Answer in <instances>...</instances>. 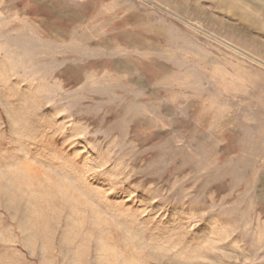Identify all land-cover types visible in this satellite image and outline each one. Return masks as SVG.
I'll list each match as a JSON object with an SVG mask.
<instances>
[{"label":"rangeland","instance_id":"obj_1","mask_svg":"<svg viewBox=\"0 0 264 264\" xmlns=\"http://www.w3.org/2000/svg\"><path fill=\"white\" fill-rule=\"evenodd\" d=\"M0 264H264V0H0Z\"/></svg>","mask_w":264,"mask_h":264}]
</instances>
